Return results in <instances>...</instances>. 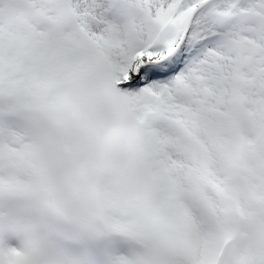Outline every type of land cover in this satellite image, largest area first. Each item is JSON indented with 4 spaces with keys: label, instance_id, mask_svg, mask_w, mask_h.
<instances>
[{
    "label": "snow or ice",
    "instance_id": "snow-or-ice-1",
    "mask_svg": "<svg viewBox=\"0 0 264 264\" xmlns=\"http://www.w3.org/2000/svg\"><path fill=\"white\" fill-rule=\"evenodd\" d=\"M0 264H264V0H0Z\"/></svg>",
    "mask_w": 264,
    "mask_h": 264
}]
</instances>
